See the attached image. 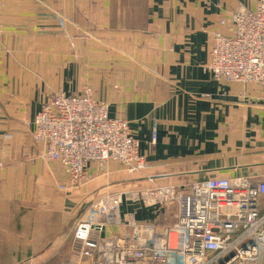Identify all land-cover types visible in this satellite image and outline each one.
I'll return each instance as SVG.
<instances>
[{"label": "crops", "instance_id": "0c3cea01", "mask_svg": "<svg viewBox=\"0 0 264 264\" xmlns=\"http://www.w3.org/2000/svg\"><path fill=\"white\" fill-rule=\"evenodd\" d=\"M258 1L3 0L0 218L8 202L33 197L65 207L62 193L77 191L58 189L66 184L60 165L45 161L30 137L35 115L55 93L89 89L108 104L111 118L128 122L146 162L136 175L115 164L103 172L93 166L92 181L71 196L74 202L86 190L112 195L216 178L263 181L264 100L258 87L220 84L205 70L208 32H225L222 19L240 7L254 9ZM124 194L122 220L172 223L169 206L148 207ZM115 231L107 228L106 236ZM6 245L0 238V264H18L19 250ZM69 259L88 264L71 254Z\"/></svg>", "mask_w": 264, "mask_h": 264}, {"label": "built area", "instance_id": "2783aa9c", "mask_svg": "<svg viewBox=\"0 0 264 264\" xmlns=\"http://www.w3.org/2000/svg\"><path fill=\"white\" fill-rule=\"evenodd\" d=\"M219 25L226 31L208 32L205 70L220 84L258 87L264 100V0L254 9L238 8ZM34 127L32 139L41 146L42 158L62 169V192L87 186L93 166L115 164L130 174L146 168L128 122L111 118L109 106L90 92L52 97ZM124 195L148 207L169 206L172 223L122 220L123 194L111 195L75 225L73 257L90 264H264V180L216 178ZM107 228L116 231L106 236Z\"/></svg>", "mask_w": 264, "mask_h": 264}, {"label": "rangeland", "instance_id": "374dc122", "mask_svg": "<svg viewBox=\"0 0 264 264\" xmlns=\"http://www.w3.org/2000/svg\"><path fill=\"white\" fill-rule=\"evenodd\" d=\"M3 8V0H0V14ZM56 20L59 22V25L61 27L64 26V21L60 18V16L56 15ZM2 35L3 29L0 24V38L2 37ZM86 92H90V90L87 89L86 91H84V93ZM57 94L60 93L53 94L52 96H50L49 100ZM70 96L79 95L70 94ZM49 100L46 103H48ZM42 110L43 106L37 112V114ZM37 114L35 115V118ZM32 134L30 135V137L33 141ZM33 143L36 145L34 141ZM101 170L102 172L106 171V169ZM122 174L127 175V173ZM132 174L136 175V173ZM82 188H80L81 190L78 189L77 191H74V193H62L67 196L65 207L47 206L40 202L37 198L34 200L33 197H30V202H22L21 199L20 201L14 203L8 202L9 204L7 205V213H9V215L12 217L7 215L6 211H4V215L1 216L2 220L0 221V238H3L4 241L9 243L8 246H4L5 248H11L14 251L17 249L19 250L20 259L17 262L18 264H25V262H28L29 259L33 257L36 258L33 261V264H67L68 261L66 260V258L68 257V255L71 254V256H73V242L70 240L72 239L75 225L78 223V215L80 217L82 216L80 219L83 220L89 208L97 201L99 202L102 199L112 197L109 194L101 195L98 193V190H86V194L83 197L78 195V199L74 198L77 202H74L71 196L78 194L80 191L83 192L85 189L82 190ZM120 190L122 192L124 191V189L122 188ZM144 191L145 190H135L129 191L128 193L133 192L139 195L140 193H144ZM57 194L61 195V193ZM10 254L11 251L10 253H8V256H10ZM4 260L5 259H3V261ZM1 261L2 258L0 257V262ZM85 262H88V264H90L89 260H86Z\"/></svg>", "mask_w": 264, "mask_h": 264}, {"label": "water", "instance_id": "95a60500", "mask_svg": "<svg viewBox=\"0 0 264 264\" xmlns=\"http://www.w3.org/2000/svg\"><path fill=\"white\" fill-rule=\"evenodd\" d=\"M101 237H104V234L102 233Z\"/></svg>", "mask_w": 264, "mask_h": 264}]
</instances>
